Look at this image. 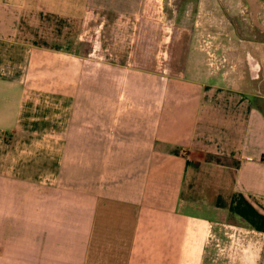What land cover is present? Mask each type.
I'll return each mask as SVG.
<instances>
[{
  "label": "crops",
  "instance_id": "0c3cea01",
  "mask_svg": "<svg viewBox=\"0 0 264 264\" xmlns=\"http://www.w3.org/2000/svg\"><path fill=\"white\" fill-rule=\"evenodd\" d=\"M100 1L0 0V264H264V99L124 67Z\"/></svg>",
  "mask_w": 264,
  "mask_h": 264
},
{
  "label": "rangeland",
  "instance_id": "374dc122",
  "mask_svg": "<svg viewBox=\"0 0 264 264\" xmlns=\"http://www.w3.org/2000/svg\"><path fill=\"white\" fill-rule=\"evenodd\" d=\"M100 2L91 8L93 17L82 38L90 45L108 37L133 44L124 48L133 56L132 63L124 67L140 74L153 69L162 73L185 69L208 82L264 99V0ZM90 49L97 57L94 47L77 51ZM42 83L29 84L49 87V81ZM41 97L45 99L34 96L33 103H40Z\"/></svg>",
  "mask_w": 264,
  "mask_h": 264
}]
</instances>
